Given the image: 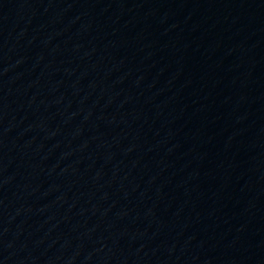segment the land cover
Wrapping results in <instances>:
<instances>
[{
    "label": "water",
    "instance_id": "1",
    "mask_svg": "<svg viewBox=\"0 0 264 264\" xmlns=\"http://www.w3.org/2000/svg\"><path fill=\"white\" fill-rule=\"evenodd\" d=\"M0 264H264V0H0Z\"/></svg>",
    "mask_w": 264,
    "mask_h": 264
}]
</instances>
